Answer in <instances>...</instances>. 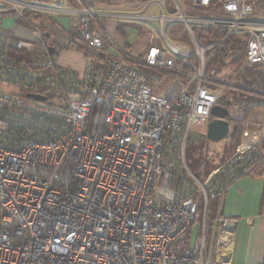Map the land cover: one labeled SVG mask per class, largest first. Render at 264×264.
Here are the masks:
<instances>
[{"label": "built area", "instance_id": "1", "mask_svg": "<svg viewBox=\"0 0 264 264\" xmlns=\"http://www.w3.org/2000/svg\"><path fill=\"white\" fill-rule=\"evenodd\" d=\"M134 1L146 13L153 6L161 12L0 0V264H241L245 220L214 216L211 203L252 175L264 124L245 117L247 104L235 106V152L204 180L189 169L185 151L192 139L206 138L215 106L230 109L219 103L224 88L207 78V51L243 36L236 71L264 77L263 0H171L168 14L161 0ZM37 16L53 25L56 39ZM107 17L159 21L158 43L148 36L141 66L124 46L107 55ZM175 24L193 48L168 37ZM77 30L84 47L55 60L56 45L72 42ZM196 30L219 37L201 46ZM68 54L83 57L81 70L61 63Z\"/></svg>", "mask_w": 264, "mask_h": 264}, {"label": "rangeland", "instance_id": "2", "mask_svg": "<svg viewBox=\"0 0 264 264\" xmlns=\"http://www.w3.org/2000/svg\"><path fill=\"white\" fill-rule=\"evenodd\" d=\"M161 2H163L166 6V14L171 12V0H161ZM91 3L93 7H99L97 9L103 10L105 13L130 15H148L150 13L154 16H158L161 12V8L159 6H153L150 12L147 11L146 13L143 3L134 0H91ZM183 8L187 13H194V11L189 7L188 2H185ZM257 13L261 15L262 19H264V0L263 3L258 6ZM2 23L3 21L0 19V25H2ZM105 23L113 24L115 35L108 33L111 36L110 43L112 44V47L118 45V43H127L129 44L128 47L134 49L135 47H133V43L135 42H137L138 45H147L148 36L150 35H154L156 37L155 41L158 43L157 36L159 34L158 28L160 25L158 20L148 23L129 17H107L104 21V24ZM107 32L109 31L107 30ZM167 33L168 37L171 38L172 41L181 45H188L193 48L191 41L188 39L186 33L180 25H172L168 29ZM52 36L54 39L58 37L56 36L55 29H53ZM72 36L73 48L84 47V43L79 40L80 32L78 30L76 32H72ZM241 37L243 38L240 39L241 42L238 41V44L235 45V48H237L236 50H233V48L227 50V57L224 59L222 58L223 61H221V65L215 66L211 64V61L218 53H220V50L215 53L208 51L205 53L206 72L210 84L213 86L219 85L224 88L221 99H224L225 101L223 105L230 107L231 132L227 138L219 142H210L206 138H199L196 140L192 139L188 144L185 151V160L193 175L200 180L207 178L219 162L228 158L235 152L237 145L233 138L236 132L240 129V125L236 120V116H238V114L237 110L234 109L235 106L247 104V107L244 109L245 116H250L252 112L255 118L264 120V105H259L261 107L257 106L258 108L256 107L251 111L246 112L250 106L251 100L257 101L259 99H264V77L258 70H253L246 74H240L236 71L237 66L243 58L246 46V38L243 36ZM62 52L63 50L58 49L54 59L58 60L62 55ZM88 53H90L91 56L94 55L91 51H88ZM133 62H136L135 64L141 66V58H137L136 60H133ZM193 62L196 63L197 58H194ZM253 77H255V85L252 92L248 90L246 84ZM254 90H257V92H254ZM46 104L51 105L52 101L49 100ZM253 116L251 117L254 118ZM215 204V201L211 203L212 215L213 212H215V208L213 207Z\"/></svg>", "mask_w": 264, "mask_h": 264}, {"label": "crops", "instance_id": "3", "mask_svg": "<svg viewBox=\"0 0 264 264\" xmlns=\"http://www.w3.org/2000/svg\"><path fill=\"white\" fill-rule=\"evenodd\" d=\"M100 6V5H99ZM95 7V6H94ZM99 8V7H95ZM107 36L115 35L112 23H103ZM107 28V29H106ZM107 30L109 32H107ZM109 33V34H108ZM145 44L133 43V48L129 44L121 43L112 47L109 44L107 55L118 56L121 54V47L129 49L134 57L140 58L147 50ZM61 63L74 69L81 70L83 67V57L81 55H65ZM252 112L248 118L258 123L264 124V120L252 118ZM264 140L257 146L260 153V161L254 168L252 175L240 180L233 185L229 192L214 200V216L243 217L245 225L238 239V251L236 259L241 264H264ZM263 148V149H262Z\"/></svg>", "mask_w": 264, "mask_h": 264}, {"label": "trees", "instance_id": "4", "mask_svg": "<svg viewBox=\"0 0 264 264\" xmlns=\"http://www.w3.org/2000/svg\"><path fill=\"white\" fill-rule=\"evenodd\" d=\"M82 1H83L84 5H86L87 7H93L91 0H82ZM36 25L39 26L42 30L48 31L52 35L53 29H54L53 25L49 21L43 19L41 16L36 17ZM195 33H196L197 40L201 46L202 45L205 46L209 42H213L216 39H218V37H219L218 36L219 33L216 31H213V30H199V31L196 30ZM240 39H243V38L241 36H234L231 39L227 40L223 44L222 48L220 49V53H218L216 55V57L211 61V64L215 65V66L221 65V61H223V59L227 57V50L230 48H233V50H236L237 48H235V45L238 44V41L241 42ZM47 41L50 43L51 39H48ZM56 47L58 49H61V50H70L73 48V44L71 41H66V42H63L62 44L56 45ZM95 62L98 64L101 61H99V59H97V60H95ZM254 85H255V77H253L250 81L247 82L246 87L248 88V90L253 92ZM254 92H257V90L256 91L254 90ZM259 100H257V101L251 100L250 106L248 107L246 112L251 111L252 109L256 108L259 105H264V104H261L259 102ZM224 102H225L224 99L220 100V103L224 104ZM259 107H261V106H259ZM245 117H247V116H245ZM230 121H231V118H230ZM240 135H241V128L238 130V132H236V134L234 135V138H233L234 141L236 142V145L239 142ZM260 159H261V157H260Z\"/></svg>", "mask_w": 264, "mask_h": 264}, {"label": "water", "instance_id": "5", "mask_svg": "<svg viewBox=\"0 0 264 264\" xmlns=\"http://www.w3.org/2000/svg\"><path fill=\"white\" fill-rule=\"evenodd\" d=\"M49 37V34H46ZM54 49L51 48V52ZM28 98L36 101H46V97L37 94H28ZM212 120L208 123L206 130V139L210 142H219L227 138L231 131L230 111L228 108L221 105H217L212 109L211 112Z\"/></svg>", "mask_w": 264, "mask_h": 264}]
</instances>
